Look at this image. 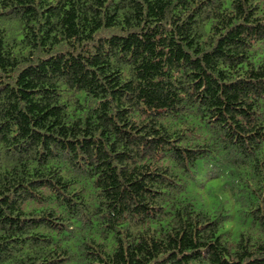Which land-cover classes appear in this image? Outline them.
Returning a JSON list of instances; mask_svg holds the SVG:
<instances>
[{
  "label": "trees",
  "instance_id": "1",
  "mask_svg": "<svg viewBox=\"0 0 264 264\" xmlns=\"http://www.w3.org/2000/svg\"><path fill=\"white\" fill-rule=\"evenodd\" d=\"M0 264H264V0H0Z\"/></svg>",
  "mask_w": 264,
  "mask_h": 264
}]
</instances>
